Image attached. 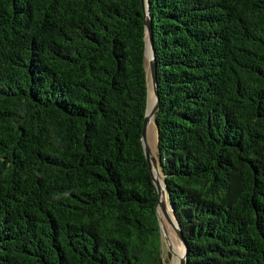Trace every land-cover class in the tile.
I'll use <instances>...</instances> for the list:
<instances>
[{
    "label": "trees",
    "instance_id": "obj_1",
    "mask_svg": "<svg viewBox=\"0 0 264 264\" xmlns=\"http://www.w3.org/2000/svg\"><path fill=\"white\" fill-rule=\"evenodd\" d=\"M148 2L186 264H264V0ZM145 34L140 0H0V264H163Z\"/></svg>",
    "mask_w": 264,
    "mask_h": 264
},
{
    "label": "water",
    "instance_id": "obj_2",
    "mask_svg": "<svg viewBox=\"0 0 264 264\" xmlns=\"http://www.w3.org/2000/svg\"><path fill=\"white\" fill-rule=\"evenodd\" d=\"M142 12H143V20L145 27V54L146 59L148 61V70H149V81H148V100H147V108L143 120V127L141 133V145L142 149L148 163L150 173L152 176V181L157 191V206H156V215L159 224L160 236L162 243L167 245V248L170 254L173 257H178V264H186L187 258V247L186 242L183 238L180 225L174 217L172 205L170 203L169 194L166 189V184L164 180V176L160 170V166L158 163L157 157L154 156L149 143H148V131L153 123V118L156 110L159 106V97H158V89H157V73H156V59L155 53L153 49V37H152V22L149 14V2L148 0H140ZM149 47V55H147V48ZM150 92L152 94V100H150ZM165 199L167 201V206L165 203ZM174 220L175 224L172 222ZM164 221L172 228L174 233L177 235L178 240L180 241L182 247V256H177L174 252V249L168 244L165 239V224Z\"/></svg>",
    "mask_w": 264,
    "mask_h": 264
},
{
    "label": "rangeland",
    "instance_id": "obj_3",
    "mask_svg": "<svg viewBox=\"0 0 264 264\" xmlns=\"http://www.w3.org/2000/svg\"><path fill=\"white\" fill-rule=\"evenodd\" d=\"M146 67L148 72V81H149V70H148V61L146 59ZM148 143L149 146L156 157V134H155V128L153 123L151 124L149 131H148ZM167 206V203H166ZM165 224V239L168 242V244L172 247V249L179 248L181 246L180 241L177 238V235L174 233L172 228L164 221ZM174 249L175 253L176 250ZM174 257L172 254H170L167 245L163 244V264H173Z\"/></svg>",
    "mask_w": 264,
    "mask_h": 264
},
{
    "label": "bare ground",
    "instance_id": "obj_4",
    "mask_svg": "<svg viewBox=\"0 0 264 264\" xmlns=\"http://www.w3.org/2000/svg\"><path fill=\"white\" fill-rule=\"evenodd\" d=\"M147 55H149V47L147 48ZM150 100H152V94H151V92H150ZM165 203H167L166 199H165ZM172 222L175 224L174 220H172ZM175 250H176V255L177 256H179V257L182 256V247L181 246L179 248H176ZM173 264H178V257L177 258L174 257Z\"/></svg>",
    "mask_w": 264,
    "mask_h": 264
}]
</instances>
